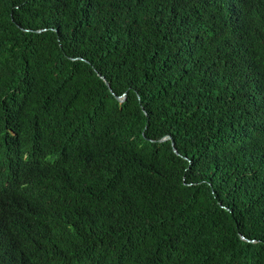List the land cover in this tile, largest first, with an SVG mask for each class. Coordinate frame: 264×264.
I'll use <instances>...</instances> for the list:
<instances>
[{
    "label": "trees",
    "instance_id": "trees-1",
    "mask_svg": "<svg viewBox=\"0 0 264 264\" xmlns=\"http://www.w3.org/2000/svg\"><path fill=\"white\" fill-rule=\"evenodd\" d=\"M0 264H264V0H0Z\"/></svg>",
    "mask_w": 264,
    "mask_h": 264
},
{
    "label": "water",
    "instance_id": "water-1",
    "mask_svg": "<svg viewBox=\"0 0 264 264\" xmlns=\"http://www.w3.org/2000/svg\"><path fill=\"white\" fill-rule=\"evenodd\" d=\"M99 77L105 82V84H106V85L109 87V89H110V86H109L108 82L104 79V77H102L100 74H99ZM116 99H117L120 103H122V102L124 101V99H125V96H124V95H123L122 97H121V96H116ZM167 139H169V138H164L163 140H167ZM163 140H162V141H163ZM171 144H172V146H173V151H174V153L178 154L176 148L174 147V143L172 142ZM241 238L244 239V240H246L243 236H242ZM247 241H248V240H247Z\"/></svg>",
    "mask_w": 264,
    "mask_h": 264
}]
</instances>
